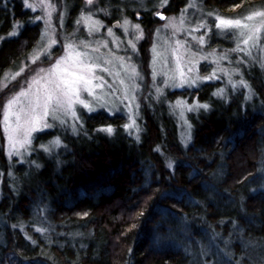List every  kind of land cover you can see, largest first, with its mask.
I'll use <instances>...</instances> for the list:
<instances>
[{"label": "trees", "instance_id": "obj_1", "mask_svg": "<svg viewBox=\"0 0 264 264\" xmlns=\"http://www.w3.org/2000/svg\"><path fill=\"white\" fill-rule=\"evenodd\" d=\"M187 1L168 0L166 10ZM82 2L65 0L71 18ZM203 5L230 15L264 7V0ZM32 17L21 0H0V81L20 68L38 40L40 24ZM244 77L255 90L251 99L242 89L216 96L209 83L194 91L209 108L190 114L186 146L167 105L154 101L142 108L138 140L117 116L98 111L85 116L84 131L62 135L55 155L38 152L35 164L17 163L13 186L5 180L0 196V264H201L202 250L214 255L215 243L230 246L227 264H264V71L247 66ZM108 125L111 134L100 131ZM8 171L1 141L0 176ZM167 211L184 216L191 236L150 251L153 228ZM184 243L193 244L192 254L180 250Z\"/></svg>", "mask_w": 264, "mask_h": 264}, {"label": "rangeland", "instance_id": "obj_2", "mask_svg": "<svg viewBox=\"0 0 264 264\" xmlns=\"http://www.w3.org/2000/svg\"><path fill=\"white\" fill-rule=\"evenodd\" d=\"M147 1L129 0L115 10L107 5L108 0H91V3L83 0L82 8L71 18L65 0H28L29 4L41 5L35 11L29 9L34 13L33 22H39L41 33L20 68L6 71L0 81V142L2 141L4 155L9 163L6 178L4 175L0 176V196L5 180H10V185L13 186L17 163L27 166L35 164L33 154L38 152L55 155L64 146L63 134L74 135L86 129L84 118L88 114L105 111L111 117L117 116L116 120L123 128L125 124L131 125L124 130L138 140L142 108L152 106L154 101L164 102L175 117L180 141L186 146L192 141L189 116L202 107L189 110L178 105L177 101L204 104L199 101L194 91L206 83L213 85L214 93L217 89H224L219 97L229 98L231 94L242 89L246 97L251 99L255 90L244 77V71L251 65H257L264 71V7L225 15L206 8L203 0H188L185 5L172 12L166 10L168 0H157L152 6L146 5ZM133 3L137 4V8ZM133 9L138 11L132 14ZM141 9L150 11L149 17H144L139 11ZM157 12L164 14V18L158 17ZM36 17L40 19L37 20ZM125 19L129 22L127 30L124 28ZM220 19L240 20L241 24L227 28L217 27ZM115 22L119 23L118 28L114 27ZM136 24L141 26L139 30L133 27ZM253 27L256 31L251 33L250 29ZM249 35H252V39L245 44L243 41L248 39ZM69 43L74 44L79 51H86L92 62L100 65L95 72L98 77H103V81H93L95 95L86 92L81 94V98L91 105L92 111L89 112L82 105L76 104L74 107L80 117L79 121L63 113H57V116L62 117L63 123L61 119L49 116L48 122L53 124V127L44 132L33 133L32 145L21 149L23 159L15 154L9 157L7 133L4 129V111L8 101L16 99L11 112L19 113L21 117L17 121L14 115H10V125L14 127L17 123L23 124L36 89L41 87L35 83L37 76H43L55 60L65 54ZM132 68H135V73L131 71ZM181 68L186 78L197 79V83L178 86V73ZM214 69L217 78L209 81L198 78L212 75ZM153 71L156 72L155 77L152 75ZM165 80L169 83L165 84ZM241 80L247 86L242 83L234 84ZM100 83L102 87H95ZM173 83L177 86L173 87ZM158 87L163 89L159 96L156 92ZM144 104L146 105L143 106ZM73 123L77 129L75 133L72 131ZM54 132L56 133L53 137L45 139L48 134ZM56 136L60 137L59 145L53 143ZM41 144L47 148H41ZM174 207L181 208L179 205ZM170 215L169 211L163 212L155 224L153 237L147 243L148 250L165 249L174 240L176 243L179 239L186 241L188 236H191L188 235L190 231L184 216L173 219ZM190 245H179L180 250L192 254L189 251ZM215 245L217 251H214V255L206 253L207 250L203 253L202 250L201 264H215L219 260L221 264L228 263L231 252L227 249H230V246L227 247L226 243Z\"/></svg>", "mask_w": 264, "mask_h": 264}, {"label": "snow or ice", "instance_id": "obj_3", "mask_svg": "<svg viewBox=\"0 0 264 264\" xmlns=\"http://www.w3.org/2000/svg\"><path fill=\"white\" fill-rule=\"evenodd\" d=\"M21 2L26 9H31L32 11H35L37 8L41 7V5L38 4H29L28 0H21ZM88 2L91 3V0H88ZM156 15L162 16L163 14L157 12ZM36 19L39 20L40 17H36ZM128 24V20L125 19V30H127ZM240 24V20L220 19L217 27L227 28L232 25L240 26ZM133 27L139 30L141 26L136 24ZM255 31L256 29L254 27L250 29L251 33H254ZM142 36L143 32L141 31L140 37ZM251 39L252 35H249L248 39L244 40L243 42L247 44ZM201 43H203V38H201ZM133 48H135V44H133ZM153 50L155 51V48ZM177 60H179V57H177ZM98 67H100V65L93 63L91 56H89L86 51H79L76 49L74 44L69 43L67 45V51L65 54L56 59L47 72H44L42 69L41 71L44 72L43 76H37L35 83L41 85V87H37L36 89V94L33 101L31 102V107L27 110V116L24 119L23 124L17 123L14 127L10 125V115H14L17 121H19L21 117L19 113L11 112L12 105L16 102V99L13 98L12 100L8 101L4 111V129L7 133L9 157L15 154L21 160L23 159L24 154L21 149H27V147L32 145L33 133L44 132L45 130L53 127V124L48 122L49 116H52L56 119H61V122L63 123L64 121L62 117L57 116V113H63L71 115L74 120L79 121L80 117L77 116L74 107L76 104L82 105L89 112L92 111L91 105L86 100L81 98V94L82 92H86L95 95L93 92V81H103V77H98L96 75L95 69ZM105 71H107V69H105ZM131 71L135 73V68H132ZM215 73L216 70L214 69L212 75L198 78L209 81L217 78ZM152 75L155 77L156 72L153 71ZM178 76V86L180 87L185 84L194 85L197 83V79L189 80L186 78V74L182 68L180 69ZM164 83L168 84L169 81L165 80ZM235 83H242L247 86L242 80L234 82V84ZM102 86V83L95 85V87ZM172 86L176 87L177 84L173 83ZM156 92L159 96V94L163 92V89L158 87ZM223 92L224 89L220 88L215 91L214 95L221 96ZM177 104L181 105L182 107H186L189 110L198 109L200 107L204 109L209 108L207 103L186 104L184 102L177 101ZM129 111H131L130 108ZM129 119H131V117H129ZM129 127H131V125H124V128L126 129ZM72 131L74 133L77 131L75 123L72 125ZM100 131L111 134L114 130L113 127L109 125L102 127ZM138 138L139 137H137V139ZM53 143L57 145L61 144L60 137L56 136ZM40 147L45 149L47 148V146L44 144H41ZM33 163H35V161H33ZM37 167H39V165H37ZM168 167H171V162H169Z\"/></svg>", "mask_w": 264, "mask_h": 264}, {"label": "water", "instance_id": "obj_4", "mask_svg": "<svg viewBox=\"0 0 264 264\" xmlns=\"http://www.w3.org/2000/svg\"><path fill=\"white\" fill-rule=\"evenodd\" d=\"M164 16H165V15L163 14L162 16H158V17L164 18ZM118 26H119V23H118V22H115V23H114V27H115V28H118Z\"/></svg>", "mask_w": 264, "mask_h": 264}]
</instances>
